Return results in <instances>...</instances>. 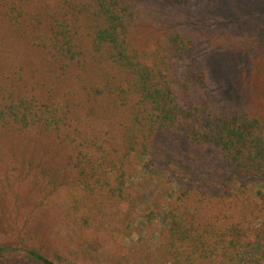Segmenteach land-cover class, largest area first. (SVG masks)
Segmentation results:
<instances>
[{"label":"trees","instance_id":"1","mask_svg":"<svg viewBox=\"0 0 264 264\" xmlns=\"http://www.w3.org/2000/svg\"><path fill=\"white\" fill-rule=\"evenodd\" d=\"M0 14L28 53L0 51V143L16 147L32 130L60 153L73 224L85 208L82 222L123 215L128 228L139 193L125 179L145 156L142 166L176 184L154 249L162 264H264V122L218 100L187 30L163 18L143 33L134 0H10ZM18 149L9 161L26 163ZM7 155L0 146V163ZM251 182L263 188L256 198ZM79 251L58 262L43 247L0 241V264H74L89 253Z\"/></svg>","mask_w":264,"mask_h":264},{"label":"rangeland","instance_id":"2","mask_svg":"<svg viewBox=\"0 0 264 264\" xmlns=\"http://www.w3.org/2000/svg\"><path fill=\"white\" fill-rule=\"evenodd\" d=\"M0 1L2 6L10 0ZM134 1L142 11L144 20L139 26L143 33L148 34L163 18L187 30L204 60L207 80L218 100L236 103L264 122V0ZM2 21L3 55L12 59L28 54L26 47L11 36L3 17ZM10 144L9 140L0 143L8 151L0 163V241L43 247L58 262L59 256H70L69 249L80 253L85 247L89 253L78 255L74 264H114L115 258L126 252L130 258L141 256L140 264H162L164 258L154 249L166 233L163 215L167 203L176 195V184L165 179L164 170L142 166L148 158L135 156L134 172L126 177L125 184L139 196L128 228L123 215L101 221L97 215H88L82 222L79 216L85 208L78 209V221L73 224L66 209L72 179L60 153L54 155L46 140L32 130L18 138L16 147ZM16 149L19 158H27L26 163L9 161ZM162 150L168 152L163 143ZM5 162L15 170L4 171ZM262 189L258 183L248 184L252 197Z\"/></svg>","mask_w":264,"mask_h":264}]
</instances>
